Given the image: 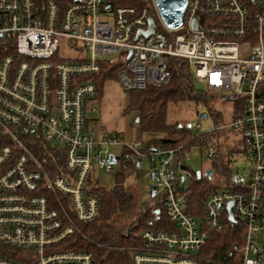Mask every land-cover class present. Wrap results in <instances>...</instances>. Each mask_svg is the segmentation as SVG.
Instances as JSON below:
<instances>
[{"label":"built area","instance_id":"1","mask_svg":"<svg viewBox=\"0 0 264 264\" xmlns=\"http://www.w3.org/2000/svg\"><path fill=\"white\" fill-rule=\"evenodd\" d=\"M158 18L155 4L0 0V264H97L75 246L100 212L94 173L118 162L136 171L145 156L156 201L129 248L132 264H264V0H189L177 30ZM150 19L154 33L138 36ZM172 58L194 66L212 96L233 105L231 123L208 133H238L251 163L248 177L223 174L200 203L194 185L207 180L190 172L184 146L147 148L88 117L106 63L120 65L116 79L130 93L168 84ZM182 127L203 133L199 124ZM216 155L210 146L208 156ZM226 228L241 231L242 243L229 262L207 257L214 232Z\"/></svg>","mask_w":264,"mask_h":264},{"label":"trees","instance_id":"2","mask_svg":"<svg viewBox=\"0 0 264 264\" xmlns=\"http://www.w3.org/2000/svg\"><path fill=\"white\" fill-rule=\"evenodd\" d=\"M152 0H107L112 6H133L143 8ZM153 4V3H152ZM190 65L183 60L172 58L170 60L171 78L168 84L149 86L144 91L129 93L126 113L137 112L138 121L134 125L140 127L142 133L154 136L164 134L162 138H151L146 142L147 148L151 145L162 149H172L184 146L183 152H189L193 146L215 149L217 155L211 169L214 174L231 175V153L225 152L220 140L226 131L217 133H202L193 135L182 126L169 125L166 122V109L170 101L196 100L207 102L209 95L197 92L191 77ZM120 65L114 66L112 62L103 66L101 74L96 77L98 85L97 99L100 97L104 84L110 79H116ZM215 119L216 126L223 124V116L216 115L209 110ZM127 174L121 171L117 175L116 184L111 190L101 186L95 190L100 202L98 216L81 227L84 236L75 237V246L91 251L97 264H132L129 248L139 244L140 232L143 222L152 216L151 207L140 203L138 197L127 188ZM196 183V182H195ZM194 183V184H195ZM199 185V182L196 183ZM194 185L191 198L200 203L202 198L211 189L207 183ZM153 201H156L153 198ZM242 243V233L235 228H226L214 232L206 250L207 257L229 262L232 256V247Z\"/></svg>","mask_w":264,"mask_h":264},{"label":"rangeland","instance_id":"3","mask_svg":"<svg viewBox=\"0 0 264 264\" xmlns=\"http://www.w3.org/2000/svg\"><path fill=\"white\" fill-rule=\"evenodd\" d=\"M153 3V4H152ZM149 6H154V1L149 3ZM161 20L160 16L158 21ZM162 21V20H161ZM60 56L76 57V53L70 51H62ZM114 57L109 56L105 60L112 61ZM191 77L194 85V89L197 92L206 93L209 95L207 102L196 100H183L178 102L170 101L166 109V122L169 125L184 126L186 122H191L194 125L199 124L201 126L200 131L208 133L215 127V119L210 114V109L216 115L223 116V124H230L233 117V105L220 100L217 96L213 97V92L208 89L204 81L200 80L196 76V70L194 66H191ZM129 93L123 90L122 86L117 79L108 80L103 87V91L98 99L91 104V109H95L94 112H90L88 117L94 121V125L97 122L100 126H104L107 131L117 132L124 140H140L146 143L149 139L153 138V134L142 133L138 125H134L139 119L137 112L126 113L124 112L128 106ZM93 123V122H92ZM154 137L162 138L164 134H158ZM242 137L228 129L220 140V145L227 153H231L232 163L230 169L233 173L239 172L241 175L248 177L251 170V163L242 154ZM111 153L120 157L123 150L121 146H115L110 148ZM188 156L190 159L187 164L190 168V172L197 174L201 172L203 178L207 180L209 188H215L223 185L221 179L222 174L215 173L212 178L205 176V172L211 169L214 159L208 156V150L201 146L191 147ZM153 164L150 159L145 156L141 159V167L136 171H124L127 174V188L130 192L135 194L140 203L149 205L153 202L152 197V173ZM121 172L120 163L113 165V172H107L106 170H96L94 177L98 180L99 185L106 189L111 190L115 184L117 175Z\"/></svg>","mask_w":264,"mask_h":264},{"label":"water","instance_id":"4","mask_svg":"<svg viewBox=\"0 0 264 264\" xmlns=\"http://www.w3.org/2000/svg\"><path fill=\"white\" fill-rule=\"evenodd\" d=\"M154 4L157 8V11L159 13V16L162 20V22L165 24L167 28L170 30H177L180 28L183 24V18L186 11V8L188 6L189 0H153ZM195 28L196 23H194ZM155 31V21L153 19L149 20V27L147 30H140L138 32L139 35L143 36H149L153 34ZM110 162H114L113 157H110ZM140 163L138 164V166ZM213 174V170L209 169L205 172V176L208 178H211ZM202 173H197V178H201ZM154 190V187H152V191ZM152 197H154V193L152 192ZM232 203L229 205V211H230V220L233 221L232 215H231V208Z\"/></svg>","mask_w":264,"mask_h":264},{"label":"crops","instance_id":"5","mask_svg":"<svg viewBox=\"0 0 264 264\" xmlns=\"http://www.w3.org/2000/svg\"><path fill=\"white\" fill-rule=\"evenodd\" d=\"M98 124H99V123H98ZM99 125H100V124H99ZM101 127H102L104 130H106L104 126H101ZM106 131H107V130H106ZM107 132H109V133H115V134H117V135H120L119 133H117V132H113V131H112V132L107 131ZM152 136H153V138H157V137H154V135H152Z\"/></svg>","mask_w":264,"mask_h":264}]
</instances>
